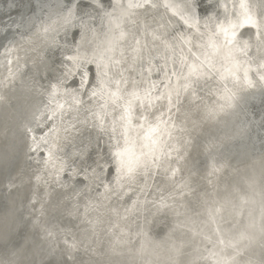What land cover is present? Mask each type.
Instances as JSON below:
<instances>
[{
    "label": "bare ground",
    "instance_id": "bare-ground-1",
    "mask_svg": "<svg viewBox=\"0 0 264 264\" xmlns=\"http://www.w3.org/2000/svg\"><path fill=\"white\" fill-rule=\"evenodd\" d=\"M79 242L264 264V0H0V264Z\"/></svg>",
    "mask_w": 264,
    "mask_h": 264
},
{
    "label": "rangeland",
    "instance_id": "rangeland-1",
    "mask_svg": "<svg viewBox=\"0 0 264 264\" xmlns=\"http://www.w3.org/2000/svg\"><path fill=\"white\" fill-rule=\"evenodd\" d=\"M4 53H2L1 55H3ZM81 90H85V89H81ZM84 92H90V91H88V90H85ZM92 93V92H91ZM176 121H177V119H175ZM44 125H42V126H37L34 130H36V131H41L42 130V127H43ZM38 128V129H37ZM32 129V128H31ZM206 193H208V194H210L211 192H206ZM213 194V193H212ZM131 212H129V214H130ZM136 213V212H135ZM136 215H138V220L140 219V215L139 214H137L136 213ZM62 224H63V222H62ZM25 227L26 226H23V227H21L22 229H25ZM157 231H159L158 229H156ZM173 233H174V237L176 236V233L173 231ZM66 237L67 238H70L71 237V234H69V233H67L66 234ZM141 241H142V234H141ZM81 244V242H79L78 243V245H76L74 248H77V250L75 251V257H76V262L74 263V264H83L84 262H90V264H92V261H91V258L90 257H88L89 256V251L87 250V249H85L82 245H80ZM73 251H74V249H73ZM72 251V252H73ZM71 252V253H72ZM71 253L69 254V259L71 258ZM94 264V263H93Z\"/></svg>",
    "mask_w": 264,
    "mask_h": 264
}]
</instances>
